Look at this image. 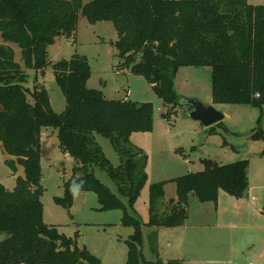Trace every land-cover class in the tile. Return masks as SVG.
<instances>
[{
    "label": "trees",
    "instance_id": "trees-1",
    "mask_svg": "<svg viewBox=\"0 0 264 264\" xmlns=\"http://www.w3.org/2000/svg\"><path fill=\"white\" fill-rule=\"evenodd\" d=\"M78 15L90 25L111 23L117 35L113 47L123 67L144 78L164 105H179L174 78L181 67H208L214 105L261 108L264 4L254 6L246 0H90L86 4L82 0H0V146L11 157L5 165L13 173L17 167L23 169L12 190L0 183V233L7 236L0 241V264H101L86 248L74 247L71 239L43 222L40 139L41 130L48 127L57 130L62 153L75 162L63 183V196L54 202L70 209L75 195L71 186L80 184L78 192L95 194L99 211H121V225L133 228L125 241L126 264H181L158 258L155 231L148 239L153 260H144L141 224L127 213L147 181V158L129 139L133 133L152 131V104L107 100L101 91L88 88L90 67L86 57L79 55L52 64L65 100L62 113L51 109L43 87H28L27 71L44 73L50 64L47 48L55 39L75 37ZM12 45L20 50L22 65L16 62ZM217 126L220 123L207 128L208 135L215 134ZM95 134L109 140L120 158L119 166H111ZM250 138L264 140V133H252ZM260 156L264 157V150ZM201 163L202 171L170 180L176 202L162 203L168 213H156L165 182L149 186L146 226H182L189 194L214 206L219 191L235 199L245 196L248 161ZM94 167L107 174L127 205L96 179Z\"/></svg>",
    "mask_w": 264,
    "mask_h": 264
},
{
    "label": "rangeland",
    "instance_id": "rangeland-1",
    "mask_svg": "<svg viewBox=\"0 0 264 264\" xmlns=\"http://www.w3.org/2000/svg\"><path fill=\"white\" fill-rule=\"evenodd\" d=\"M89 1L82 0V3L86 4ZM246 1L254 6L264 4V0ZM116 39V32L110 22L90 25L84 17L78 15L75 37L55 39V42L47 48V61L50 64L45 68L44 73L27 71L28 87L32 89L35 84L43 87L47 92L51 109L57 114L62 113L65 100L55 83L52 64L60 60H68L73 55H79L86 57L90 67L88 88L101 91L107 100L126 99L136 103L152 104L154 111L152 131L133 133L129 139L131 145L140 149L147 158L145 167L147 181L133 210L127 208L128 215L141 224L143 259L151 261L153 257L149 251L148 239L153 228L145 225L149 218L148 198L151 184L165 182L164 198L156 211L160 216L169 212V210L164 212L167 206H163L162 203L168 205L170 200H176L175 185L170 182L171 179L202 171L201 161L203 160H211L218 165L246 160L250 184L258 187L256 196L260 203L261 201L264 203V157L260 156L264 150V140L254 141L250 138L252 133L258 131L264 133V106L254 108L247 105H213L208 67H181L174 78V90L178 96L179 105L174 108L164 105L144 78L130 74L123 67V60L118 57L113 47ZM11 47L14 50L16 62L22 65L20 50L15 45ZM187 100H195L206 107H213L224 116L220 126L215 127V134L208 135L207 128L188 116L191 108L185 102ZM165 114H168L166 119ZM42 134L40 184L43 192L40 200L43 206L44 224L55 227L59 234L71 239L74 247L86 248L90 254L101 261V264H126L125 241L132 235L133 228L121 225V211H99L96 196L91 192H82L78 195L70 209L54 202L55 198L63 196V183L71 176L75 162L62 153L57 139V130L43 128ZM94 137L111 166L114 168L119 166L120 158L109 140L96 134ZM9 159L11 157L3 151L0 152V183L12 190L15 178L23 176V169L18 167V171L13 173L4 163ZM93 174L103 186L127 205L126 199L118 196L116 186L105 172L94 167ZM212 207L213 204L200 203L194 194H189L185 222L189 225H206L207 221L215 217V209ZM261 212L264 216V210ZM164 229L167 228L161 230ZM209 231L211 230L207 227L188 231L181 249V254L187 255L185 260L180 261L181 264H199L204 260L195 254H223V249L226 250L224 254L227 253L228 239L226 241L225 238L231 235L220 231L217 233L220 240L211 242L206 238ZM171 232L161 231L157 236L158 253L164 259H169L172 252L171 249L166 248L167 240L171 241L169 237ZM196 233L203 235L201 240L195 239ZM231 234L232 240L229 246L234 248L232 254L239 256L233 264H245V256L264 254V234L244 235L243 231V240L250 235H258L256 244L253 245L243 243L237 236V234L241 235V231H233ZM6 237L5 234L0 233V241ZM210 245L218 251L212 252ZM174 253L176 254V251Z\"/></svg>",
    "mask_w": 264,
    "mask_h": 264
},
{
    "label": "crops",
    "instance_id": "crops-1",
    "mask_svg": "<svg viewBox=\"0 0 264 264\" xmlns=\"http://www.w3.org/2000/svg\"><path fill=\"white\" fill-rule=\"evenodd\" d=\"M122 100H126V99H122ZM42 136L43 134L41 130V139H40L41 144H42ZM1 151L2 148L0 152ZM64 156H68V155L64 154ZM17 171H18V167H17ZM247 179H248V189L246 191L245 196L241 199H235L233 197H230L226 193L219 191L217 204L216 206L213 205L212 207L213 209H215V217L211 218V221L210 220L207 221L206 225H202V224L189 225L187 224V222H185L182 226L176 228H168L164 230H161L163 228L151 229L152 232L153 231L156 232L157 236L158 233H161V231H172L171 232L172 234L169 235L171 241L167 240L166 243V248H169L172 251L170 253L171 255L169 259L168 258L164 259L163 257H161V254L159 253H158V258L162 262H166L169 260H179V261L185 260L187 254H181L182 253L181 249L188 231L200 227L201 228L207 227V229H210L211 231L207 233L206 238H208L211 242L220 240V236L217 234L220 231L228 232L231 235V237L225 238L226 241L228 239L226 254H224L226 252L225 249H223L224 252L223 254H206V255L195 254L196 256L204 259L199 264H233V262H236L239 256L236 257V254H232L234 252V248L232 249V246L231 245L229 246L232 240L231 232L241 231V235L237 234V236L240 237V239L243 241L244 244L251 243L252 245L256 244V240L258 238V235H256L257 233L264 234V216L261 212V210H264V203L263 201H261L260 203V201L256 196L258 187H255L254 185L250 184L248 170H247ZM5 188L8 189L7 187ZM81 193L82 192L75 193L74 200ZM172 201L175 202L176 200H172ZM243 231L245 232L244 235H248L250 233H256V234L250 235L243 240L242 237ZM202 237H203L202 234H197V233L195 234L196 240L197 239L201 240ZM157 241H158V237H157ZM210 247L212 252L218 251L216 250L215 247H212V245H210ZM174 249L176 251V254L174 253L175 252ZM245 257H244L245 264H261L262 262H264V254H254L252 256H248L246 258Z\"/></svg>",
    "mask_w": 264,
    "mask_h": 264
},
{
    "label": "water",
    "instance_id": "water-1",
    "mask_svg": "<svg viewBox=\"0 0 264 264\" xmlns=\"http://www.w3.org/2000/svg\"><path fill=\"white\" fill-rule=\"evenodd\" d=\"M185 102L191 108L188 116L192 120L198 121L205 128L221 123L224 119V116L213 107H206L195 100H187Z\"/></svg>",
    "mask_w": 264,
    "mask_h": 264
},
{
    "label": "clouds",
    "instance_id": "clouds-1",
    "mask_svg": "<svg viewBox=\"0 0 264 264\" xmlns=\"http://www.w3.org/2000/svg\"><path fill=\"white\" fill-rule=\"evenodd\" d=\"M80 187H81L80 184L73 183L71 186V191L73 192V194L77 193L79 191Z\"/></svg>",
    "mask_w": 264,
    "mask_h": 264
}]
</instances>
